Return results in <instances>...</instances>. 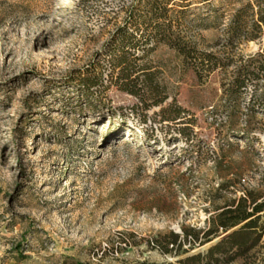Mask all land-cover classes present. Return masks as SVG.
Here are the masks:
<instances>
[{"label": "rangeland", "instance_id": "374dc122", "mask_svg": "<svg viewBox=\"0 0 264 264\" xmlns=\"http://www.w3.org/2000/svg\"><path fill=\"white\" fill-rule=\"evenodd\" d=\"M188 1L185 29L203 48L244 3L176 0L174 8ZM135 4L0 0V264L175 261L187 254L164 253L158 238L208 228L245 189L264 197V128L245 138L250 96L236 116L213 112L232 68L201 82L160 44L141 63L156 72L163 105L116 85L107 54ZM262 49L264 35L238 51ZM169 105L191 123L164 121ZM227 264H264V234Z\"/></svg>", "mask_w": 264, "mask_h": 264}, {"label": "trees", "instance_id": "16d2710c", "mask_svg": "<svg viewBox=\"0 0 264 264\" xmlns=\"http://www.w3.org/2000/svg\"><path fill=\"white\" fill-rule=\"evenodd\" d=\"M176 0H136L122 26L113 37L108 51V62L116 72V85L142 102L152 99V106H161L167 97H161V86L156 82V72L142 60L160 44L174 49L183 63L192 69L201 82L207 81L217 70L232 68L231 77L222 84L220 102L213 107L215 113L228 112L237 115L246 95L250 96L245 119V138L252 139L258 127L257 113L264 114V49L255 54L242 55L239 44L264 35V0H244L236 9L232 21L223 36H219L205 48L187 33V20L192 5L190 1L181 9H175ZM172 4V5H171ZM204 39V37L201 36ZM209 47V48H208ZM215 51L214 49H217ZM152 97H146L147 94ZM174 105L162 108L164 121L180 120L191 123L185 110ZM264 124V123H262ZM230 183H222L221 189L231 190ZM205 229L183 228V235L171 231L164 241L156 245L164 253L185 255L175 261H133L123 264H227L245 257L262 240L264 234V197L257 190L245 189L240 197H234L217 209ZM217 239V241H215ZM215 241L205 251L192 252ZM188 244L187 249L182 250ZM49 264H90L67 257Z\"/></svg>", "mask_w": 264, "mask_h": 264}, {"label": "water", "instance_id": "95a60500", "mask_svg": "<svg viewBox=\"0 0 264 264\" xmlns=\"http://www.w3.org/2000/svg\"><path fill=\"white\" fill-rule=\"evenodd\" d=\"M215 241H217V239H216ZM215 241H213V242H211V243H208V244L205 245L204 247H208V246H210V245L213 244Z\"/></svg>", "mask_w": 264, "mask_h": 264}]
</instances>
